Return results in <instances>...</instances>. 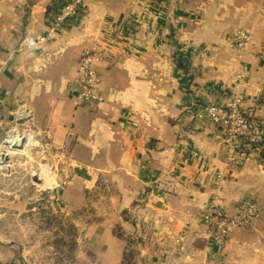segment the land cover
<instances>
[{
    "label": "crops",
    "instance_id": "obj_1",
    "mask_svg": "<svg viewBox=\"0 0 264 264\" xmlns=\"http://www.w3.org/2000/svg\"><path fill=\"white\" fill-rule=\"evenodd\" d=\"M68 1L0 0V93L10 91L41 126L44 190L78 228L77 264H122L117 227L137 242L142 264H264L261 151L216 191L226 148L201 112L240 96L264 131V0H82L55 42L14 53L23 38L44 35ZM241 33L251 35L245 51L236 46ZM99 38L103 101L78 110L73 81ZM25 164L15 161L0 185L14 190L17 176L33 183ZM213 196L230 216L244 201L260 209L257 225L235 230L227 248L210 242L200 221ZM31 241L0 233V264H31Z\"/></svg>",
    "mask_w": 264,
    "mask_h": 264
},
{
    "label": "built area",
    "instance_id": "obj_2",
    "mask_svg": "<svg viewBox=\"0 0 264 264\" xmlns=\"http://www.w3.org/2000/svg\"><path fill=\"white\" fill-rule=\"evenodd\" d=\"M83 6L82 0H69L61 12L54 18L44 35L27 36L23 38L20 46L14 53H28L36 48L44 47L57 40L67 26L78 17ZM264 12V10H262ZM99 40L83 54L77 75L78 92L76 99L78 106L99 104L103 101L99 91V79L95 71V65L102 57ZM251 43L249 33H241L236 38V46L245 51ZM248 65L242 64L239 68V81L247 76ZM1 82V73H0ZM203 116L221 132L224 138L226 154L224 168L217 173L216 191L224 184L227 175H232L239 168L246 165L252 158L250 151L257 149L264 151V131L258 124L249 121L243 110V102L240 96L234 98L228 105L206 104L201 108ZM0 115L4 117L5 129L0 132V179L9 180L5 171L12 172L15 159L29 158L35 162L37 154L27 151L37 145L39 124L35 120L34 112L25 104L19 102L10 91L0 93ZM11 120L8 123V120ZM31 132V133H30ZM36 132V135H34ZM29 137L31 138L30 140ZM16 145H22L21 150H13ZM58 161L67 164L70 156L66 152L56 154ZM27 161V160H26ZM45 165H38L37 177L44 182ZM44 175V176H43ZM52 183L57 188L55 175ZM45 186H43L44 190ZM260 219L259 206L253 201L241 202L237 207L236 216H230L220 205L218 198L213 196L209 199L200 221L205 227L208 240L221 248H227L232 240L235 230L249 229L257 225ZM244 247V254L248 253Z\"/></svg>",
    "mask_w": 264,
    "mask_h": 264
},
{
    "label": "rangeland",
    "instance_id": "obj_3",
    "mask_svg": "<svg viewBox=\"0 0 264 264\" xmlns=\"http://www.w3.org/2000/svg\"><path fill=\"white\" fill-rule=\"evenodd\" d=\"M79 64H81V62H79ZM79 66L80 65H78V67ZM73 82L77 86L76 78ZM76 91L74 89L73 92L76 93ZM99 91H100V85H99ZM73 103L76 109L78 110L84 109V107L78 106L76 95L74 97ZM39 127L40 130H39V134L37 135V140L43 137V132L40 124ZM34 135H36V132H34ZM36 149L37 147H34L33 149L29 147L27 151L28 152L33 151L32 153L37 154ZM17 160H20L21 163H26L24 166L28 167L29 172L33 174L34 178L37 177L38 175L37 172L38 165H43V163L39 159H36V164L35 162H33V160L32 162L28 161L29 158L15 159V161ZM27 163H29L30 166H28ZM21 168L22 167H20L18 170H21ZM9 173L11 172L8 171V173H4V175L8 176ZM24 174H26V172H24ZM16 181L17 183L15 185L14 190H12L11 188L10 189L4 188V186L0 185V218L4 219L3 220L4 223L2 222L3 226L0 227V233L6 236H13L17 240L32 239L31 243L33 247L31 248L32 251L31 264H34V262H37L38 264H55L57 259L56 257H54L53 251L55 250L56 237L53 234H55V232L58 231L59 229L55 230L54 232L48 230L47 225L45 226V220L38 219V216L36 215L38 214L39 209L36 211L37 213H33L32 211L28 210V207L31 204H34L36 203V201L41 199L43 194H47L46 190H43V181L40 180L41 184L34 182L33 184L29 176L28 177L17 176ZM12 182H11V186H12ZM21 185L23 186L21 187ZM47 196L50 198L52 202V206L55 209L56 205L54 204L53 199H51V195L47 194ZM13 204L16 206L17 209H11L13 207ZM4 215L5 217H2ZM51 227L52 226H50V229ZM64 234L65 233H63V235ZM66 238L68 239L69 236H67ZM49 250H52L51 255H49L50 253ZM67 264H71V263L67 260Z\"/></svg>",
    "mask_w": 264,
    "mask_h": 264
},
{
    "label": "trees",
    "instance_id": "obj_4",
    "mask_svg": "<svg viewBox=\"0 0 264 264\" xmlns=\"http://www.w3.org/2000/svg\"><path fill=\"white\" fill-rule=\"evenodd\" d=\"M261 159L264 160V151L261 152ZM38 209L39 212L36 215L38 219L45 220V226L47 225L48 230L54 232L59 229L53 234L56 237L55 250L53 251V255L57 259L55 264H67V260L71 264H76V255L79 246V231L76 225L71 221L67 213H62L57 208H53L52 202L47 194H43L41 199L28 207V210L33 213H37L36 211ZM127 215L128 213L124 214V216ZM50 226H52L51 229ZM63 233L65 234L63 235ZM67 236H69L68 239L66 238ZM114 237L126 243L122 264H141V256L137 249V242L132 237L126 236V233L120 227L115 229Z\"/></svg>",
    "mask_w": 264,
    "mask_h": 264
},
{
    "label": "water",
    "instance_id": "obj_5",
    "mask_svg": "<svg viewBox=\"0 0 264 264\" xmlns=\"http://www.w3.org/2000/svg\"><path fill=\"white\" fill-rule=\"evenodd\" d=\"M12 120V119H11ZM16 148H18L17 147V145L15 146ZM22 148H20V149H18V150H21ZM5 173H7V171H5ZM62 177L60 176L58 179H57V182L59 183V184H62ZM33 182L34 183H40L41 184V182H40V180H39V178L38 177H35L34 179H33Z\"/></svg>",
    "mask_w": 264,
    "mask_h": 264
},
{
    "label": "bare ground",
    "instance_id": "obj_6",
    "mask_svg": "<svg viewBox=\"0 0 264 264\" xmlns=\"http://www.w3.org/2000/svg\"><path fill=\"white\" fill-rule=\"evenodd\" d=\"M31 133V132H30ZM31 138L29 137V139L28 140H30ZM17 147L18 148H16V147H13V150H17V149H20V148H22V145H17ZM50 174L52 173V172H50V171H48Z\"/></svg>",
    "mask_w": 264,
    "mask_h": 264
}]
</instances>
